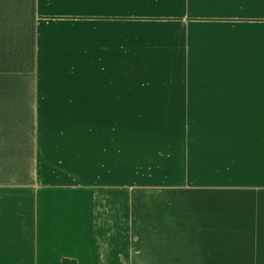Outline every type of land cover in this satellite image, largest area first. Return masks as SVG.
<instances>
[{"label":"crops","instance_id":"0c3cea01","mask_svg":"<svg viewBox=\"0 0 264 264\" xmlns=\"http://www.w3.org/2000/svg\"><path fill=\"white\" fill-rule=\"evenodd\" d=\"M212 248L264 264V0H0V264Z\"/></svg>","mask_w":264,"mask_h":264},{"label":"rangeland","instance_id":"374dc122","mask_svg":"<svg viewBox=\"0 0 264 264\" xmlns=\"http://www.w3.org/2000/svg\"><path fill=\"white\" fill-rule=\"evenodd\" d=\"M217 250L218 248H212L211 260H210L211 264H241V263H236L235 260H230L229 256L224 258L225 261L219 260V253L216 252ZM242 264L245 263L243 262Z\"/></svg>","mask_w":264,"mask_h":264},{"label":"trees","instance_id":"16d2710c","mask_svg":"<svg viewBox=\"0 0 264 264\" xmlns=\"http://www.w3.org/2000/svg\"><path fill=\"white\" fill-rule=\"evenodd\" d=\"M70 261H71V260L65 259L64 262H63V264H69ZM71 262L74 263V264H76L75 261H71Z\"/></svg>","mask_w":264,"mask_h":264}]
</instances>
